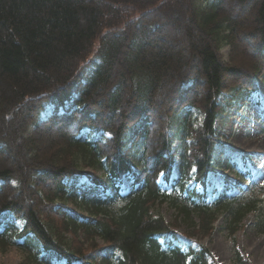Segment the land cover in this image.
I'll use <instances>...</instances> for the list:
<instances>
[{
    "label": "trees",
    "instance_id": "trees-1",
    "mask_svg": "<svg viewBox=\"0 0 264 264\" xmlns=\"http://www.w3.org/2000/svg\"><path fill=\"white\" fill-rule=\"evenodd\" d=\"M247 102L264 104V0H0V249L217 264L200 240L219 217L264 235V174L221 127Z\"/></svg>",
    "mask_w": 264,
    "mask_h": 264
},
{
    "label": "rangeland",
    "instance_id": "rangeland-1",
    "mask_svg": "<svg viewBox=\"0 0 264 264\" xmlns=\"http://www.w3.org/2000/svg\"><path fill=\"white\" fill-rule=\"evenodd\" d=\"M168 36L170 35L168 34ZM182 38L183 35L180 33L175 36V40L171 36L167 39L171 44L177 45L181 43ZM226 50V47L220 49L224 57H227ZM221 127L224 135L228 137L229 143L247 154L248 165L254 168V173L262 176L264 174V104L247 102L238 111H228L226 120ZM220 173L222 172L220 171ZM155 209L162 214L167 222L177 224L173 227L178 234L186 233L188 229L186 222L188 221L178 219V223L174 222V210L169 205L164 202L157 203ZM251 221L252 215H248L234 237H229L222 227V217L214 222L215 227L211 236L200 241L208 247L217 264H233L234 249L246 256L253 264H264V235L253 230ZM67 236L69 235L67 234ZM183 239L185 240V238ZM22 259V252L14 247L6 250L0 249V264H21Z\"/></svg>",
    "mask_w": 264,
    "mask_h": 264
}]
</instances>
